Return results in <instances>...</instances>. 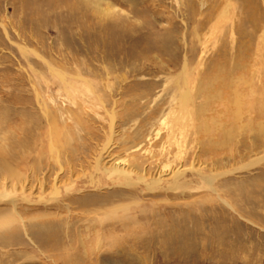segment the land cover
Instances as JSON below:
<instances>
[{"label": "rangeland", "instance_id": "rangeland-1", "mask_svg": "<svg viewBox=\"0 0 264 264\" xmlns=\"http://www.w3.org/2000/svg\"><path fill=\"white\" fill-rule=\"evenodd\" d=\"M263 157L264 0H0V264H264Z\"/></svg>", "mask_w": 264, "mask_h": 264}, {"label": "bare ground", "instance_id": "bare-ground-1", "mask_svg": "<svg viewBox=\"0 0 264 264\" xmlns=\"http://www.w3.org/2000/svg\"><path fill=\"white\" fill-rule=\"evenodd\" d=\"M184 72V71H183ZM185 86V85H184ZM186 98H187V96H185V100H186ZM264 158V157H263ZM262 161V160H261ZM257 162V161H256ZM114 163V162H113ZM253 165H255V164H253ZM257 165V164H256ZM248 167V166H247ZM108 169V168H107ZM106 169V170H107ZM110 171H112L113 173H115V174H118V176L119 175H123V176H125L126 175V173L128 172H126V170L124 169V168H121V167H119L118 166V164L117 163H114L113 165H112V167H111V170ZM107 172V171H106ZM111 172V173H112ZM109 173V172H108ZM180 175V173H178V172H173V177L174 178H177L178 176ZM126 178H127V175H126ZM153 184V183H152Z\"/></svg>", "mask_w": 264, "mask_h": 264}]
</instances>
